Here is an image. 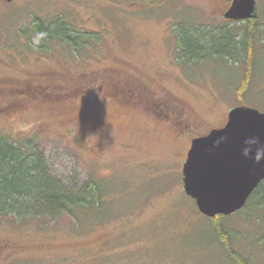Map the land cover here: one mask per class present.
<instances>
[{
  "label": "rangeland",
  "instance_id": "1",
  "mask_svg": "<svg viewBox=\"0 0 264 264\" xmlns=\"http://www.w3.org/2000/svg\"><path fill=\"white\" fill-rule=\"evenodd\" d=\"M229 2L0 0V134L17 142L33 138L68 188L94 176L104 191L94 209L99 217L1 215L0 264H235L210 218L185 193L183 166L192 138L222 126L233 107L264 112V38L241 94L242 57L184 66L176 60L173 31L177 24L245 28L224 20ZM56 16L97 33L99 42L80 56L57 40L50 52L27 49L21 30L34 17ZM257 18L264 27V0ZM88 84H103L112 96L98 89L64 95ZM135 88L141 95L134 104L126 93ZM159 101L174 106L178 117L158 116ZM224 224L233 248L249 264H264L258 239L264 215L243 210Z\"/></svg>",
  "mask_w": 264,
  "mask_h": 264
},
{
  "label": "trees",
  "instance_id": "2",
  "mask_svg": "<svg viewBox=\"0 0 264 264\" xmlns=\"http://www.w3.org/2000/svg\"><path fill=\"white\" fill-rule=\"evenodd\" d=\"M244 23L245 28L235 31H231L226 23L215 28L195 25L192 27L193 30L190 25L187 28L184 24L173 26L177 40L175 51L177 62L191 66L208 59L234 60L242 57L245 74L239 91L243 94L248 90L253 75L257 44L262 37L264 38V27L260 26L258 18ZM30 26L21 30L29 39L27 49L32 47L38 48L41 52H50L49 43L57 40L61 44L68 45L76 55L80 56L84 55V48L93 41L99 42L97 33L88 32L84 28L66 22L61 16L47 21L34 17ZM30 32L33 34H29ZM101 181L93 176L79 189L68 188L52 174L45 153L39 149L33 138L17 142L0 134V216L56 219L65 214L94 213L93 215H98L95 217H99L94 209L101 205L104 193ZM243 210L264 215V180L255 189L245 207L236 213ZM232 215L208 218L221 245L233 262L249 264V259H245L233 248L231 236L225 229L224 220ZM258 236L264 248V231Z\"/></svg>",
  "mask_w": 264,
  "mask_h": 264
},
{
  "label": "water",
  "instance_id": "3",
  "mask_svg": "<svg viewBox=\"0 0 264 264\" xmlns=\"http://www.w3.org/2000/svg\"><path fill=\"white\" fill-rule=\"evenodd\" d=\"M257 15V0H233L224 13L233 20ZM252 138L264 142V112L235 106L223 127L192 139L183 166V187L205 216L232 215L243 209L264 180V160L256 163L244 155L246 141Z\"/></svg>",
  "mask_w": 264,
  "mask_h": 264
},
{
  "label": "flooded vegetation",
  "instance_id": "4",
  "mask_svg": "<svg viewBox=\"0 0 264 264\" xmlns=\"http://www.w3.org/2000/svg\"><path fill=\"white\" fill-rule=\"evenodd\" d=\"M230 2H229V5H228V8L231 6V3H232V1L233 0H229ZM257 3H258V0H257ZM227 8V9H228ZM225 13V12H224ZM224 13H223V16H224ZM257 17H258V15H257ZM257 17H255V18H257ZM252 19H254V18H252ZM252 19H246V20H233V19H227V18H225L224 17V20L226 21V22H248L249 20H252ZM49 85V84H48ZM40 86H43L42 84L40 85ZM44 87H46V88H48V87H50V85L49 86H47V84L44 86ZM62 87H65V86H62ZM68 88V87H67ZM105 87L103 86V84H101V85H99L98 87H96V86H94V85H90V84H88L87 85V87H84V88H79V89H75V88H69L68 89V91H66L65 93H64V95L65 96H70V95H72V94H77L78 92H83V93H87V94H91V92L92 91H94V89H98L99 91H101L102 92V94L104 95V96H102V97H108V98H110V96H112V93L111 92H109L107 89H104ZM117 90V89H116ZM118 90H120V87L118 88ZM120 93V92H119ZM118 93V94H119ZM126 94H128L131 98H130V100H131V102H133L134 104L137 102V95L139 96V95H141V93H140V91H139V89H137V88H135V89H129V92L128 93H126ZM26 100V99H25ZM23 101H24V99L23 100H17V101H15V103H14V105L15 106H20L21 107V105L23 104ZM140 102H144V99H141V100H138V103H140ZM147 104V103H146ZM146 104L144 105L145 106V108L147 109V110H149V111H151L149 108H147L146 107ZM9 106L7 107V109H13V108H16L15 106L14 107H12L10 104H8ZM156 114L159 116H168V120L170 121L171 120V117L173 116L172 114H174L175 115V117H178V115H177V113H176V110H175V108H174V106H172L171 104H169V103H165L164 101H159V102H157L156 103ZM153 109V108H152ZM172 115V116H171ZM227 120H228V118L224 121V124L222 125V126H219V127H217V128H221V127H223L226 123H227ZM180 122V121H179ZM178 125H179V123H178ZM208 133V132H207ZM206 133V134H207ZM205 135V134H204ZM193 139V138H192Z\"/></svg>",
  "mask_w": 264,
  "mask_h": 264
},
{
  "label": "clouds",
  "instance_id": "5",
  "mask_svg": "<svg viewBox=\"0 0 264 264\" xmlns=\"http://www.w3.org/2000/svg\"><path fill=\"white\" fill-rule=\"evenodd\" d=\"M246 144L248 145L244 149V155L246 157L254 159L256 163L264 160V142H261L259 138H252L246 141Z\"/></svg>",
  "mask_w": 264,
  "mask_h": 264
}]
</instances>
